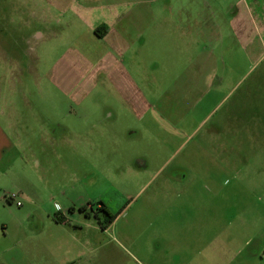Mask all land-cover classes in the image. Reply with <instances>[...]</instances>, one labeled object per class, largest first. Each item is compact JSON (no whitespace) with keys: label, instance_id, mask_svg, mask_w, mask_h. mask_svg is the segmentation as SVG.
<instances>
[{"label":"rangeland","instance_id":"rangeland-1","mask_svg":"<svg viewBox=\"0 0 264 264\" xmlns=\"http://www.w3.org/2000/svg\"><path fill=\"white\" fill-rule=\"evenodd\" d=\"M242 1L248 53L216 56L212 71L165 66L146 88L155 107L173 99L160 119L124 117L113 88L99 86L96 45L83 39L67 53L72 32L46 3L0 0V114L16 118V143L34 147L12 154L15 168L0 178V264H61L27 250L31 212L43 208L59 221L67 212L94 242L72 264H264V0ZM74 54L91 63L88 81L63 92L50 66ZM193 74L194 87L178 83ZM20 184L41 197L18 207L6 195Z\"/></svg>","mask_w":264,"mask_h":264},{"label":"crops","instance_id":"crops-1","mask_svg":"<svg viewBox=\"0 0 264 264\" xmlns=\"http://www.w3.org/2000/svg\"><path fill=\"white\" fill-rule=\"evenodd\" d=\"M37 1L54 9V17L69 25L67 31L72 34H67L69 38H62L72 40L67 53L78 52L76 49L81 48L83 39H90L96 45L97 80H102L99 86L113 88L112 101L120 105L124 117L137 114L144 117L148 112L154 115L158 111L160 119L168 116L165 104L168 106L173 100H169V93L158 98L159 101L156 99L155 107L147 101V96L152 97V91L146 90L151 81L161 80L157 73L165 66L175 67L181 61L188 67L187 71H212L216 56L231 55L236 49L247 54L251 46L248 42L249 7L242 0ZM90 64L87 60L86 64L77 63L75 54L60 59L50 66L49 82L63 92H70L72 85H86L88 80L83 77ZM194 79L195 74L177 82L190 89L199 81ZM187 95L185 93L182 97L186 99ZM76 96L72 95L73 98ZM80 97V103H87L90 99L88 95ZM97 103L104 105L107 102L100 99ZM107 110L114 114L113 107L108 106ZM15 119L12 115L0 114V178L14 170L16 158L7 160L12 154L26 152V148L34 151V147L12 139L11 132L16 130ZM20 119L30 127L27 117ZM33 119H39V116ZM43 131L48 137L56 134L55 126ZM11 186L23 197L34 195L35 200L42 195V191L35 189L34 192L25 184ZM31 218L33 226L29 230L31 238L27 250L34 258L45 254L61 259V264H72L84 259L86 244H94L92 240L82 241L81 228L68 225L67 212H63L59 221L53 217L52 210L43 208L41 212L32 211ZM93 229L99 231L96 226ZM182 248L177 246L176 249Z\"/></svg>","mask_w":264,"mask_h":264},{"label":"built area","instance_id":"built-area-1","mask_svg":"<svg viewBox=\"0 0 264 264\" xmlns=\"http://www.w3.org/2000/svg\"><path fill=\"white\" fill-rule=\"evenodd\" d=\"M7 199H9L10 201H12L13 203H15L18 207L22 206V202H21V196L17 195L15 193H8L6 195Z\"/></svg>","mask_w":264,"mask_h":264},{"label":"flooded vegetation","instance_id":"flooded-vegetation-1","mask_svg":"<svg viewBox=\"0 0 264 264\" xmlns=\"http://www.w3.org/2000/svg\"><path fill=\"white\" fill-rule=\"evenodd\" d=\"M102 209H103L104 211H106V208H105L104 206L102 207Z\"/></svg>","mask_w":264,"mask_h":264},{"label":"trees","instance_id":"trees-1","mask_svg":"<svg viewBox=\"0 0 264 264\" xmlns=\"http://www.w3.org/2000/svg\"><path fill=\"white\" fill-rule=\"evenodd\" d=\"M113 221V220H112Z\"/></svg>","mask_w":264,"mask_h":264}]
</instances>
